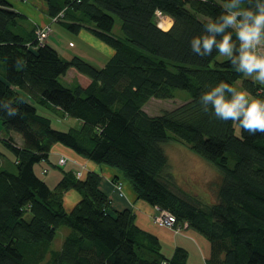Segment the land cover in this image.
<instances>
[{"label":"trees","instance_id":"16d2710c","mask_svg":"<svg viewBox=\"0 0 264 264\" xmlns=\"http://www.w3.org/2000/svg\"><path fill=\"white\" fill-rule=\"evenodd\" d=\"M40 1L49 17L60 13L55 23L66 31L85 30L113 54L101 68L78 56L65 60L46 38L37 41L36 25L25 14L0 0V101H15L20 109L12 117L0 109V142L13 155L11 168L0 151V264H187L184 248L166 255L157 237L136 225L131 209H112L98 174L77 177L72 164L51 162L55 145L117 170L138 200L202 236L209 243L206 264H264V133L250 135L199 103L220 80L258 98L264 85L228 59L211 67L215 49L200 57L189 47L207 19L221 12L222 0ZM156 11L171 19L168 28L157 25ZM115 18L121 36L113 33ZM70 68L89 83L63 85L59 79ZM177 90L189 100L160 115L143 110L150 99H173ZM47 110L75 125L52 128ZM169 142L188 145L219 169L214 203L178 192L164 150ZM42 163L58 169L56 183L36 173L39 166L45 174ZM68 191L80 197L70 211L63 205ZM61 227L69 231L53 249Z\"/></svg>","mask_w":264,"mask_h":264},{"label":"clouds","instance_id":"9594fccd","mask_svg":"<svg viewBox=\"0 0 264 264\" xmlns=\"http://www.w3.org/2000/svg\"><path fill=\"white\" fill-rule=\"evenodd\" d=\"M222 10L209 17L203 31L189 40L190 50L206 57L213 50L245 77L264 85V0H222ZM17 64L25 62L18 57ZM15 101H0V109L16 116ZM202 109H209L224 121H236L250 135L264 133V97H254L247 89H237L220 80L199 96Z\"/></svg>","mask_w":264,"mask_h":264},{"label":"rangeland","instance_id":"374dc122","mask_svg":"<svg viewBox=\"0 0 264 264\" xmlns=\"http://www.w3.org/2000/svg\"><path fill=\"white\" fill-rule=\"evenodd\" d=\"M34 1L35 0H30L28 3H20V4L23 6H30L31 4L34 3ZM58 15H60V13ZM58 15L52 18L49 17L47 24L43 26H48L50 28L48 31V35H47L49 36L48 41L50 42V44L53 45V47H58V49H60L59 51L61 52L62 57H67V58L71 57V56H67L63 54V53H67V51L69 50V51H74V52H81L84 57H87V59L89 58L95 59L94 57H97L98 55H100V58H99L101 59L100 61L98 59L93 61L95 63H99L98 65H101L100 63H102L103 61L104 62L106 61L104 54H102L101 50L97 46L89 44L86 39L81 38L80 36L77 37L76 35L66 31L58 23H55V19L57 20ZM156 22H157V25L163 29L167 28L166 26L167 25L169 26L171 24L170 19L167 18L166 16L156 19ZM40 27L42 26L36 25V29ZM113 33L118 36L122 35L121 28H120V21L118 18H115ZM226 59L227 58L218 54L216 58L210 63V66L213 67L216 62H220ZM70 75L66 78L60 77L59 81L67 87H72L75 82L70 79ZM237 85H240V82H237ZM188 100H189V95L186 91L177 90L175 92V97L173 99H166V100H159V99H154V98L150 99L144 105L143 110L148 115H151V116L160 115L164 111L172 110L175 107L183 104L184 102ZM44 113L46 116L50 118L51 126L54 129L66 131L69 127H71L72 125L73 126L75 125L76 120L72 118H62L59 115L53 113L52 111L50 112L48 110L44 111ZM1 131H2V128L0 125V136H2ZM14 135L21 142L20 137L16 134ZM164 150L168 157V167L170 170L169 171L170 175L172 176V182L175 183V186H176V189H178V192L181 193L182 195H187V196L195 198L197 201H199L203 205H209V204L214 203L216 201V186L220 180L219 169L214 164L208 162L201 156L194 153L188 147V145L184 143L169 142L164 145ZM0 151L1 153L2 152L5 153V160L8 161L9 167L13 168V164H12L13 155L8 150L7 151L5 150V146L3 145L2 142H0ZM60 158H64V157H61V156L57 157L56 159L57 163ZM64 160H65V163L62 165L65 166V164L67 165L68 162L65 158ZM68 165H71V163H69ZM48 168H50L51 170L50 172L58 170L50 166H48ZM37 169H39V166L35 167V171L41 178L45 180L48 179L49 175L44 174L46 173L45 169L42 170V173L44 175H41L40 174L41 172L39 173V170ZM122 189H123L122 186H121V190H118L117 186H115V190L116 192H118L119 196L124 195ZM154 209L155 210L151 218V222L154 226H156L153 223V217L155 216V214L158 213V211H156V207ZM163 211H166V210H163ZM157 228L169 229V230H172L176 234V233H180L182 229H185L188 227L186 225L183 228L181 227L178 228L176 226H174L173 228H169V227L167 228L157 227ZM68 231L69 229L67 227H61L56 232V236L52 242L53 249H58L61 246L63 238L68 233Z\"/></svg>","mask_w":264,"mask_h":264},{"label":"crops","instance_id":"0c3cea01","mask_svg":"<svg viewBox=\"0 0 264 264\" xmlns=\"http://www.w3.org/2000/svg\"><path fill=\"white\" fill-rule=\"evenodd\" d=\"M11 4H13L14 8L23 14H25L34 25L43 26L47 24L49 16L46 13L45 5L39 1L35 0L33 4L30 6H23L20 3L21 0H9ZM77 37L84 38L88 41L89 44L97 46L104 57L109 59L112 54L113 50L105 46L102 42H99L92 34L88 33L85 30H82L80 33L76 35ZM49 36L45 39V43L53 47L52 44L48 41ZM60 57H62L61 52L59 51L58 47H53ZM67 56H78L85 61L89 62L95 67L101 68L105 64V62L99 63L93 62L94 60L101 59L100 55L94 57L95 59H87L84 57L81 52H74V51H67V53H63ZM69 57V58H71ZM65 60H69L67 57H62ZM73 71V72H72ZM71 73V75H70ZM70 75V79L73 80L75 83L80 84L81 86H86L89 83V79L78 72H76L73 68H70L67 73L62 76L64 78ZM72 82V81H70ZM74 83V84H75ZM79 124V122H78ZM15 141V143L20 146V140L14 135H11ZM64 157L68 163L72 164V168L74 172H80L82 176H84L87 172L92 171L98 174L101 178L99 188L100 190L105 193L111 201L112 209L113 210H124V209H131L135 214V223L138 227L142 230L147 231L157 237V239L162 243V250L166 255H169L171 249L176 246L184 248L188 252V259L187 264H206V261L209 257V243L195 231L185 228L182 229L180 233H174L172 230L169 229H161L154 226L151 222V218L154 214V208L143 201H140L136 198L135 193L131 189L127 180H125L120 172L115 169L106 167L104 165H97L92 162H89L78 155L74 154L69 149L62 147L60 145H55L51 155L50 161L55 163L57 157ZM68 156V157H67ZM0 164L3 165L4 161L0 158ZM42 169L46 170L45 174H48V179H46L49 183L54 184L59 179L58 171L50 172V168H48L47 164L42 163ZM40 173V167L39 169ZM121 183L122 191L124 193L123 196H119L118 192L115 190L116 184ZM80 199L79 195L74 191H68L64 195L63 205L66 211H70L74 205ZM184 227V226H183ZM181 227V228H183ZM165 247V248H164ZM165 250V251H164Z\"/></svg>","mask_w":264,"mask_h":264},{"label":"built area","instance_id":"2783aa9c","mask_svg":"<svg viewBox=\"0 0 264 264\" xmlns=\"http://www.w3.org/2000/svg\"><path fill=\"white\" fill-rule=\"evenodd\" d=\"M155 14H156L157 19L164 16L159 11H156ZM49 29L50 28L48 26H42V27L36 29L35 34L37 37V41L39 43H42L43 40L46 38V36L48 35ZM64 163H65L64 158H60L58 160V164L62 165ZM76 176L79 177L80 173H77ZM116 186H117L118 190H121V184H117ZM156 211H158V213L155 214V216L153 217V223L157 227L173 228L174 226H176V220L172 214H170L169 212L163 211V210H159L157 207H156ZM185 226H186V224H184V227ZM176 227H178V226H176ZM178 228H180V227H178Z\"/></svg>","mask_w":264,"mask_h":264},{"label":"bare ground","instance_id":"6f19581e","mask_svg":"<svg viewBox=\"0 0 264 264\" xmlns=\"http://www.w3.org/2000/svg\"><path fill=\"white\" fill-rule=\"evenodd\" d=\"M170 26V25H169ZM168 25L166 26L167 28L169 27Z\"/></svg>","mask_w":264,"mask_h":264}]
</instances>
